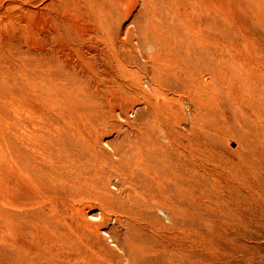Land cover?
<instances>
[{"label":"rangeland","instance_id":"1","mask_svg":"<svg viewBox=\"0 0 264 264\" xmlns=\"http://www.w3.org/2000/svg\"><path fill=\"white\" fill-rule=\"evenodd\" d=\"M204 263L264 264V0H0V264Z\"/></svg>","mask_w":264,"mask_h":264},{"label":"bare ground","instance_id":"2","mask_svg":"<svg viewBox=\"0 0 264 264\" xmlns=\"http://www.w3.org/2000/svg\"><path fill=\"white\" fill-rule=\"evenodd\" d=\"M239 190H240V189H239ZM227 193H228V192H227ZM236 193H238V192H236ZM253 198H254V197H253ZM232 201H233V200H232ZM236 201H237V200H236ZM236 201H235V202H236ZM249 201H250V200H249ZM258 203H259V202H258ZM261 205H262V204H261ZM229 208H230V205H229ZM229 208H228V210H229ZM216 210H218V209H216ZM219 210H220V209H219ZM211 211L213 212V210H211ZM220 211H221V210H220ZM223 212H224V211H223ZM223 212H222V213H223ZM227 212H228V211H227ZM229 212H230V210H229ZM218 213H219V212H218ZM218 213H217V214H218ZM222 213H220V214H222ZM230 213H231V212H230ZM211 214H212V213H211ZM223 215H224V213H223ZM240 215H241V214H240ZM214 216H217V215H214ZM226 216H227V215H225V217H226ZM235 216H236V215H235ZM235 216H234V217H235ZM261 217H262V216H261ZM223 218H224V217H223ZM229 218H230V217H229ZM229 218H228V219H229ZM240 218H241V217H240ZM230 219H232V217H231ZM235 220H237V219H235ZM223 221H224V219H223ZM239 221H241V219H240ZM242 221H244V219H243ZM221 222H222V221H221ZM237 222H238V220H237ZM244 222H245V221H244ZM223 223H224V222H223ZM239 223H241V222H239ZM214 224H215V223H214ZM214 224H213V225H214ZM226 224H227V223H226ZM231 224H234V223L232 222ZM234 225H235V224H234ZM237 225H238V224H237ZM229 226H231V225H229ZM242 226H243V225H242ZM223 227H224V226H223ZM243 227H244V226H243ZM225 228H226V227H225ZM227 228H229V227H227ZM196 229H197V228H196ZM223 229H224V228H223ZM236 229H237V228H236ZM238 229H239V228H238ZM230 231H231V230H230ZM235 231H236V230H235ZM231 232H232V231H231ZM236 232H237V231H236ZM197 233H198V232H197ZM226 233H227V232H226ZM240 233H241V232H240ZM195 234H196V233H195ZM199 234H200V233H199ZM235 234H236V233H235ZM197 235H198V234H197ZM204 235H205V234H204ZM194 236H195V235H194ZM226 237H227V236H226ZM201 238H203V237H201ZM206 238H208V237H206ZM206 238H205V243H206V240H207ZM194 239H195V238H194ZM229 239H230V238H229ZM197 241H198V240H197ZM198 242H199V241H198ZM208 242H209V241H208ZM208 242H207V243H208ZM216 242H217V241H216ZM228 242H229V241H228ZM207 243H206V244H207ZM212 243H213V242H212ZM202 244H203V243H202ZM206 244H205V245H206ZM209 244H210V243H209ZM213 244H214V243H213ZM196 245H197V244H196ZM199 245H200V244H199ZM211 245H212V244H211ZM200 246H201V245H200ZM229 246H230V245H229ZM242 246H243V245H242ZM242 246H241V248H242ZM197 247H199V246H197ZM215 247H216V246H215ZM215 247H214V248H215ZM235 247H236V246H235ZM237 247H238V246H237ZM211 248H212V247H208L209 250H210ZM231 248H232V247H231ZM197 249H198V248H197ZM219 249H220V248H219ZM239 249H240V248H239ZM239 249L237 248L238 251H239ZM221 250H222V249H221ZM196 251L198 252V250H196ZM202 251H203V250H202ZM219 251H220V250H219ZM223 251H224V250H223ZM223 251H222V252H223ZM235 251H236V250H235ZM238 251H237V252H238ZM208 252H210L212 258H216V255H215L214 251H212V252H211V251H208ZM208 252H207V253H208ZM244 252H245V251H244ZM198 253H199V252H198ZM203 253H205V252H203ZM232 253H233V252H232ZM199 255H200V254H199ZM233 255H234V254H233ZM235 255H236V254H235ZM246 255H247V254H246ZM225 256H226V255H225ZM237 256H238V255H237ZM252 256H253V255H252ZM197 257H198V256H197ZM197 257H196V258H197ZM204 258H205V257H204ZM223 258H224V257H223ZM248 258H249V257H248ZM198 259H199V258H198ZM207 259H208V258H207ZM233 259H234V258H233ZM258 259H259V258H258ZM195 260H196V259H195ZM230 260H231V259H230ZM194 262H195V261H194ZM199 262H200V261H199ZM202 262H203V261H201V263H202ZM205 262H206V261H205ZM231 262H232V260H231ZM212 263H213V262H212ZM204 264H205V263H204ZM248 264H249V263H248Z\"/></svg>","mask_w":264,"mask_h":264}]
</instances>
